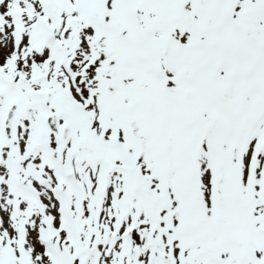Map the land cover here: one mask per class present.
Segmentation results:
<instances>
[{"label":"snow or ice","instance_id":"snow-or-ice-1","mask_svg":"<svg viewBox=\"0 0 264 264\" xmlns=\"http://www.w3.org/2000/svg\"><path fill=\"white\" fill-rule=\"evenodd\" d=\"M0 264H264V0H0Z\"/></svg>","mask_w":264,"mask_h":264}]
</instances>
